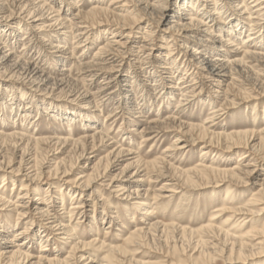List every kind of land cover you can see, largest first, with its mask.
Returning a JSON list of instances; mask_svg holds the SVG:
<instances>
[{"label": "rangeland", "instance_id": "1", "mask_svg": "<svg viewBox=\"0 0 264 264\" xmlns=\"http://www.w3.org/2000/svg\"><path fill=\"white\" fill-rule=\"evenodd\" d=\"M25 1L29 3H21ZM45 1L54 11H60L62 19L70 20L76 38L69 30L59 32L61 27H54L51 19L56 13L47 8L39 11L41 19H29L19 9L20 2L1 0L0 34L4 37L0 35V48L6 54L12 52L17 60L34 62L33 66L48 72L58 83L63 78L65 81L62 86L50 81L37 88L14 74L11 64L1 68L0 132L5 135L23 128L37 138L81 140L94 135L90 129L95 126L106 136L96 139L94 149L93 142H87L85 157L80 161L81 148L63 149L53 146L55 143L16 146V139H0V162L3 158L10 162L0 171V195L26 212V217H20L13 206L0 203V224L9 223L11 227L0 237V255L10 246L23 244V253L28 254L31 263L38 264L42 255L67 260L72 242L80 241L88 246L80 248L85 251L76 255L83 257L70 261L72 264H264V236L257 235L264 229V211L257 216L235 215L253 198L252 192L260 185L264 188V145L256 150L264 137V57L244 56L246 50L264 45V11L249 20L250 12L245 13L236 2L240 0H219L217 11L222 12V22L209 5L212 18L203 19L207 27L178 34L169 29L170 22L180 12L184 14L179 17L181 23L187 22L184 18L188 12L180 11V5L190 0ZM148 1L152 3L150 8L146 7ZM230 19L244 26L238 39L230 37L236 41L233 48L215 37L217 28L229 27L226 22ZM208 27L215 32L210 37ZM12 31L14 34H10ZM253 33L256 39L247 41ZM193 47L206 49L210 56L221 54L231 61L239 60L240 64H232L231 72L228 69L221 80L209 79L197 64L187 61L185 54ZM126 83L131 87H125ZM86 91L98 101L85 99L81 94ZM165 91L170 94L162 102ZM180 102H185L181 110ZM214 108L222 111L212 121L210 110ZM60 113L75 116L71 128ZM109 114L113 118L106 121ZM169 118H176L175 123ZM202 126L215 134L213 144L222 147H209L210 138L199 139L201 132L194 129ZM247 130L256 139L250 146L225 148L232 145L227 141L230 135ZM180 146L185 147L176 148ZM56 148L60 151L55 152ZM22 157L25 164L33 160V164L43 163V176L35 183L25 178V168L19 175L12 171ZM61 159L75 166L68 177L60 174V178L53 179L48 168ZM98 160L101 163L93 173ZM204 166L217 171L197 174L196 169ZM234 167L238 168L234 171L237 174L242 169L252 173L240 175L242 182L218 172ZM135 172L138 175H133ZM186 172L191 173V180H186ZM85 176L92 178L90 187H83L85 179L80 182L83 185L78 184L80 188H75L72 182ZM23 183L29 186L27 197L26 192L20 194ZM168 187L178 193L163 190ZM60 188L64 190L63 202ZM38 194L47 200L52 216L75 229L76 239L69 236L62 240L55 231L48 230L49 221L34 209ZM78 202L85 204L84 209L74 210L70 218L69 212ZM222 204L230 213L219 217L218 225L226 223L224 230L237 239L250 234L243 240L242 252L235 246L230 255L232 237L202 229ZM262 204L258 208L263 209ZM149 211H153L152 216L147 215ZM153 223L155 227H151ZM138 227L146 228V235L129 241ZM21 230L27 231V237L15 239ZM46 233H50L48 242L43 237ZM223 244L227 246L224 251ZM8 257H3L0 264H6Z\"/></svg>", "mask_w": 264, "mask_h": 264}, {"label": "bare ground", "instance_id": "2", "mask_svg": "<svg viewBox=\"0 0 264 264\" xmlns=\"http://www.w3.org/2000/svg\"><path fill=\"white\" fill-rule=\"evenodd\" d=\"M15 1H18V2L21 3L23 0H15ZM4 2H2V3H4ZM28 2L29 3H26V1H25V4L21 3V5L19 6V9L21 11H24V13L28 16L29 19H31V18L34 19L37 16L41 19L43 14H41V12H39V11L41 9H43V8L44 9L47 8L48 12L51 11L53 13H56V18L51 19V21L54 20V24H53L54 27L56 25H58V27H61L59 29V32L62 31V29L63 30H69L70 31L69 33L71 34V36L74 35V32H72V31L75 30V29L72 28V23L70 22V20H68V18L62 19L61 15H60V11H56V10L54 11V7H51L50 5H47L45 0H29ZM199 2L200 1H198V0H195V1L194 0L193 1L190 0L187 3H186V1L184 3H182L180 5V7H181L180 11H186L187 10L188 13L185 14L186 18H184L185 21H187V22L181 23L182 20H180L179 17H180V15L182 16L184 14L180 12L179 15L177 16L176 20L174 22H170L172 26H170L169 29L170 30L174 29L176 33L180 34V32H182V31H189V30H196V29L198 30L199 27H202V26L207 27V24H206L205 21H203V19L206 18L208 20V19L212 18V16H211L212 14H209L210 12L208 11L209 5L212 6V8H213L212 11H213V15H214L215 12H218L217 10H220L219 7H218L219 0H204V2L206 3L204 5H201ZM236 2L240 6H242V8L244 9L245 13H249L250 12L248 14V16H249L248 19L249 20L252 19L253 15L261 16L262 15L261 12L264 11V0H251L250 2H249V0H240V1H236ZM20 3H18V4H20ZM151 4L148 1L147 4H146V7L150 8ZM3 6H4L3 4H0V9ZM29 7H32V8H29ZM253 9L255 10V12H252ZM247 11H249V12H247ZM36 13H38L39 15L36 14ZM194 13H197V14H194ZM224 14H226V13H224ZM217 15H218L219 22H222V21H220L222 19V17H223L222 16V12L221 13L218 12ZM227 17L229 19L230 15L227 16ZM206 19H204V20H206ZM253 19H254V16H253ZM35 21L37 22L39 20H35ZM226 23L229 24L228 25L229 27L217 28V32L218 33H216L215 37L217 39H219L221 42L227 43V45L229 47L233 48V47L236 46V44L234 43L236 41L234 40L232 42L230 37L234 36L235 39H236V37L238 39V37L244 31V26H242V23L240 21L235 20V19H230ZM38 26L39 25H34V28L36 29V28H38ZM38 30H40V28H38ZM7 34L8 33H6V36H7ZM10 34H14V32L12 31ZM214 34H215V32L212 31V29L210 27H208L207 28V35H209V37H210V36H212ZM255 34L256 33L249 34L247 41L255 40L256 39V37H254ZM0 35H2V34H0ZM252 35H253V38H251ZM61 36H62V33H61ZM2 37H4V35H2ZM205 37L208 38V36H205ZM75 38L76 37L74 35L73 39H75ZM44 41H46V40H44ZM1 44L3 45L2 41L0 40V45ZM261 47H262L261 49L260 48L257 49L255 47H253L254 48V49H252L253 51L252 50L251 51L250 50H246V52L244 53V56L249 55V56L258 57V58L264 57V45H262ZM101 49H103V48L100 47V50ZM191 49H192L191 53L187 52L185 54V57L187 58V61L189 63H193V66H196V64H197V66H199V67H197V66L196 67L198 69L204 71V73L206 72V74L208 75L209 79L213 78V79L221 80L224 77H226V75H228V72H229L228 69H230L232 64H236V65L240 64L239 60L231 61L230 57H224L221 54H214V56H210L209 53H205L206 49H204L202 47H198V48L197 47H193ZM12 55H13L12 52L10 54H6L5 52H3V47L0 48V69L1 68L2 69L3 68L6 69V67H8L7 65L11 64V66H9V68L13 69L14 74L20 75L25 80H28V82H30L31 85L33 84L34 87L37 86V88L38 87L41 88L42 86H46L47 84H49L50 81H54L55 83H53V84L55 86H57L58 84H60V86H62V84L64 83V81H65L64 78L60 79L59 83H58V81L53 79V77L48 72H45L42 69L38 68L36 66V64L33 66L34 62L33 63L30 62V61H24L23 62V61H21L19 59L17 60L16 57H14ZM19 58H22V57L19 56ZM184 65L188 66V64H184ZM230 72H231V69H230ZM172 74L174 75L175 73H172ZM110 83H112V82L109 81L108 84H110ZM125 87H131V86L129 85V83H126ZM164 94H165V96H163L162 102L166 100V97L170 93L165 91ZM81 95H83L84 98L87 99V100L92 98L91 99L93 101L92 103H95V102L98 101L97 99L95 100L96 97H94L93 94H91L89 91H86V92H84ZM126 97H128V96H126ZM129 99H130V97L125 99V100L129 101ZM185 101H186V99H185ZM184 103L185 102L178 103V108L180 110H181L182 107L184 108V106H185ZM219 111H222V109H215V108L211 109L209 118L212 119V121H213L214 116ZM67 114L63 113V114H61V117L64 118L63 120H66V122L69 124V127L71 128L72 127L71 124L76 122V120L74 118L75 116H72L70 114L67 115ZM112 118H113V116L109 114L106 117V121L108 119L111 120ZM174 119H176V118H169V121H171L172 123H175ZM209 122H211V121H209ZM178 127L180 128V125ZM15 130L16 131H13V132H11L9 134L7 133L5 135H4V133L0 132V139L1 140H7V138H9V137H10V139H16L17 140L16 141L17 142L16 146H19L18 143L19 144L23 143L25 145H26V143H27V145L33 143L34 145H36V147H39V146L41 147L42 145H47L48 146L49 144H51V146H52V144L55 143L53 146H56V147H59V148H63V149H64V147H69L70 146L71 148H74L75 151H76V149L81 148L80 152H79V155H78V158H77L78 161H80L81 159H83L85 157L84 154L86 153V149H87L86 148V144H87V142H89V141L93 142L92 148L94 149L95 145H96L95 144L96 139L97 138L103 139V137L106 136L105 133H102V131L100 132L99 128L95 127V126H93L90 129L91 132H93V131L95 132L94 135L87 136V137H84V138L82 137L81 140L80 139L79 140H73V139L72 140H68L66 138L60 139V138H56V137H54V138H37V137H35V135H33L34 133H30V132H28L26 130H23V128L22 129H15ZM194 130H200L201 136L199 137V139L200 138H202V139L210 138L209 147H213V146H215V147L217 146L218 148L222 147V146H220L219 143L218 144H213V137L215 136V134L213 132H211L208 127L202 126L200 128H195ZM4 136L6 138H4ZM228 140H229V142H232V145H225V148L232 149V147H237V145H241V144H245L247 146H250V144L256 139H255V134L254 133H248V130H247V132L233 133L232 135H230L228 137L227 141ZM260 140H261V143L259 144L258 149H256V150H262V146L264 145L263 144L264 143V137L260 138ZM104 141H102V142H104ZM178 141H179V139H177L175 142H178ZM184 147L185 146H180V147H176V148L181 150ZM59 148L54 149L55 152L58 151V150L60 151ZM44 151H46V150H44ZM61 152H62V150H61ZM54 155L57 156L56 153ZM243 155H246V154H243ZM48 160H51V159L48 158ZM68 161L66 159H61V160H59L57 162L54 161L55 163H53L49 168L47 167L48 168V172H47L48 175L50 177H52L53 179H56L58 177L60 178V174L63 175V177H68L70 175L71 169L75 166V164H73L72 162H68ZM100 161L101 160H98V162L94 165V168L92 169L93 173L98 170V166L101 163ZM31 162L25 164L24 157H22L21 161L19 162V166L16 169H14V170L12 169V171L15 172V175H19V174H22V172H23L22 170H23V168H25V171L27 172L26 175H25V178L27 179V181L35 183V181L39 180L43 176V170H42L43 163H42V165H41V163L38 164V162H37V164H33V163H35V161L33 160V163H32L33 165H32ZM9 163H10L9 161L6 162L4 160V158H3L2 161L0 162V171L5 168V164L8 165ZM149 163H147V165ZM22 165H26V166L23 167ZM40 165H41V167H40ZM26 167H28V168H26ZM197 167H200V164ZM248 167H250V166L249 165L245 166V168H248ZM106 168L108 169V167H106ZM237 169H238L237 167H234L231 170H224V171L218 170V172L223 174V175H229V178L231 177L233 179H238L240 181L243 180L242 177H240V175L241 176L243 175L245 177V176H247V175L252 173V171H249L248 169H242L241 171L238 170L239 174H237V173L234 172ZM30 170H32V172H30ZM208 171L214 172V171H217V170L213 169L211 167H205V166L203 168H201V169H196V173L197 174H201L202 172L206 173ZM190 174L191 173L186 172V177L185 178H186L187 181L192 179L190 177L191 176ZM193 174H195V171H194ZM133 175H138V172H135ZM194 176H196V175H194ZM82 180H85V181H83L84 185H83V183H80ZM91 180H92L91 177H89V176L86 177L85 176V177H83V179L81 177L80 180H76L75 179L72 183H73L75 188L76 187L80 188L81 184L83 185L84 188H89ZM242 182H244V181H242ZM78 184H80V185H78ZM28 187H29L28 185L23 183L20 194H22L23 192H26L24 196L27 197L28 194H29L28 193ZM259 187H260L259 190H255L254 192H252L251 196H253V198H251L250 200H247V204L242 206L243 208H239L236 211L235 215L238 214V215L257 216V215H259V213H262L264 211V208L263 209L258 208L260 205H263L262 203L264 202V188H263V185H260ZM123 190H125V189H123ZM163 190L168 191L169 193H174V194L178 193V191L175 190L173 187H168L167 189L163 188ZM37 191H39V190H37ZM58 191H59V195L61 196V201L63 202V200H64V198H63L64 190H63V188H60ZM130 194H132V193H130ZM133 194L137 195V197H140L138 192H135ZM153 195H154L155 198H157L156 194H153ZM39 196H41V195L38 194V197L34 200L35 203H37V204H35V208L34 209H35V212H36L37 215H39L41 218H46V220L49 221L48 224H47L48 225L47 226L48 230L49 231H55L56 232L55 234L56 235H60L62 240L63 239L67 240L69 238V236L71 237L69 239H76L73 236L74 232H75V229L74 228L73 229L72 228H68V226H65L62 221L57 220L58 217H56L55 215L52 216L51 213H50L51 212L50 211V206H46V204H45L47 202V200H45L44 198H40ZM131 196L132 195H128L127 197L130 198ZM255 196H259V197L255 198ZM45 197H50V196L47 195ZM224 202L225 203H231L232 201L226 202V200H225ZM0 203L5 204L6 206H13L14 207L13 208L14 211L16 210L18 212L17 213L18 216L26 217L25 216L26 212H24L22 210L19 211L18 208L20 206H16L15 203L13 204L10 201H6V197H3L2 195H0ZM43 205H45V206H43ZM84 205L85 204L83 202H78V203L74 204L73 207L71 208L70 212H69L71 214L69 217L71 218L72 214H74V210H76V209H78V210L84 209ZM225 206H226L225 204H222L220 207H218L217 211L214 214L211 215V218H210V220L208 222L207 227L202 228V229H203V231H206V230L212 231V233H214V232H217L219 234H222V233L224 234L225 233L224 235H226L227 238H228V236L232 237L231 238L232 247L229 250L230 251V255H232V253H234L235 246H239L238 247L239 248V252L243 251V248L245 246V243H244L243 240L245 238L249 237L250 234H249V232H247L248 233L247 237L237 239V236L230 235L229 231L224 230V225H226V223H224L222 225H218L219 217L225 216L226 214L230 213L229 210H227V208ZM146 213L149 216L153 215V211H149V212H146ZM78 224H79V222H77L76 225L78 226ZM155 225H156V223L155 224L153 223L151 225V227H153V226L155 227ZM9 229H11L9 223H7V224L1 223L0 224V237L2 236V234L8 233ZM25 229H27V228H25ZM146 230H147L146 228H142V227L139 228V229H136L135 232L131 235V239L129 241H131V240H133L135 238H138V237H142V235H144V234L146 235V232H147ZM26 235H27V231L26 230L18 231L15 234V239H18V236L25 237ZM257 235H260L263 238L264 229L261 230V232H259ZM43 237L47 238L46 242H48L49 241V237H50V233H46V235H44ZM222 238H223V236H222ZM94 242H95V240H94ZM8 243L10 244V242H8ZM200 244H204V243H200ZM226 244L225 245L223 244L224 245V247L222 249L223 251L226 250V249H224V248L227 247ZM11 245H15V244L11 243ZM86 246H88L86 243H83V242H80V241L72 242L71 255H69L70 257L67 258V260H59V259H56V258H48L47 256H43L42 255L39 258V260H38V264H42V263H44V264H72L70 261L78 260L77 258H82L83 257V255L78 257L79 256L78 254L82 253V251H85V250H80V248L84 249ZM23 250H24L23 244L17 245L16 247L15 246H10V247H8L7 251H4V252L2 251V254L0 255L1 256L0 257V261L3 259V257L9 256L7 258V263L6 264H35V263H31L28 254L23 253ZM76 253H78L77 254L78 256L76 255ZM209 258H211V257H209ZM18 260H20V261H18ZM87 260H89V259H87ZM210 261H211V259H208L207 262H210ZM214 261L215 260H213V262Z\"/></svg>", "mask_w": 264, "mask_h": 264}]
</instances>
